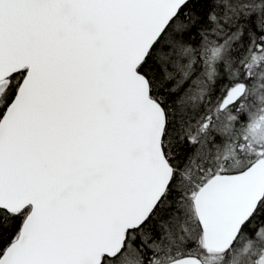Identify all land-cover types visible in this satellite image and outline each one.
I'll use <instances>...</instances> for the list:
<instances>
[{"label": "snow or ice", "instance_id": "6c2138e0", "mask_svg": "<svg viewBox=\"0 0 264 264\" xmlns=\"http://www.w3.org/2000/svg\"><path fill=\"white\" fill-rule=\"evenodd\" d=\"M0 264H264V0H0Z\"/></svg>", "mask_w": 264, "mask_h": 264}]
</instances>
